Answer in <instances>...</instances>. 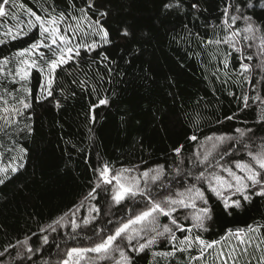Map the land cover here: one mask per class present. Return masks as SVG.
<instances>
[{"label":"snow or ice","instance_id":"obj_1","mask_svg":"<svg viewBox=\"0 0 264 264\" xmlns=\"http://www.w3.org/2000/svg\"><path fill=\"white\" fill-rule=\"evenodd\" d=\"M64 2L63 11L52 8L42 17L30 8L24 9L16 0H0V27L4 28L0 45L30 36L33 30L38 32L26 47L10 55L0 54V185L19 179L25 169L28 149L21 146L19 138L33 129L24 121L31 119L33 102L53 97L57 70L78 57L81 49L93 52L111 42L105 27L110 9L102 2ZM182 3L183 0H162L161 7L171 12L179 10ZM224 3L220 21L223 35L216 34L203 43L223 44L239 53V75L251 84L254 70L264 72V24H257L253 15L247 13H254L257 8L264 12V0ZM69 8L79 15H70ZM22 10L28 14L26 21L20 19ZM9 17L16 21L11 27L7 24ZM239 21L244 22L243 29L238 26ZM121 35L127 37L130 33L124 29ZM253 48L254 55L260 58L255 69L253 64L244 62L253 61L254 55L245 54L246 49ZM231 54L226 52L222 60L225 75ZM107 58L101 53L102 61ZM33 72L40 77L36 93L30 86ZM259 83L264 86V76ZM229 94L235 97V93ZM250 99L264 105L260 94L250 97L242 93L244 108L249 107ZM107 103L106 98L99 100L100 105ZM225 119L232 121L233 116ZM253 123L255 127H236L231 132L207 135L194 126L186 137L191 144L173 147L171 159L166 157L164 163L142 170L138 165L116 168L107 161L98 164L92 169L94 178L89 180L86 194L40 227L39 235L32 233L23 241L18 240L22 250H17L16 257L6 261L9 249H16L17 245L4 246L0 264H35L37 260H42V264H139L149 255L150 264H161V260L168 261L178 253L182 258L187 254L184 264H241V256L244 264L254 260L264 264V240L260 238L264 224L247 225L235 232L228 229L219 240L208 241L202 236L208 232L207 222L215 223L221 217L235 220L248 211L255 198L264 199V109ZM50 237L55 243H50ZM81 240L87 241L88 246H66L68 242L79 245ZM61 242L65 247H61ZM162 244L168 249L158 250ZM46 252L49 258L43 259Z\"/></svg>","mask_w":264,"mask_h":264},{"label":"trees","instance_id":"obj_2","mask_svg":"<svg viewBox=\"0 0 264 264\" xmlns=\"http://www.w3.org/2000/svg\"><path fill=\"white\" fill-rule=\"evenodd\" d=\"M16 2L40 15L52 8L57 12L65 9L64 0ZM99 2L110 9L105 27L111 42L93 52L81 49L78 57L57 70L53 97L33 102L31 119L24 121L33 129L19 138L21 146L28 149L25 169L19 179L0 185V251L8 244L17 245L9 249L6 261L22 250L18 240L32 233L39 235L40 227L86 194L89 180L94 178L92 169L98 164L107 161L116 168L138 165L141 170L153 167L164 163L166 157L171 159L173 147L191 144L186 137L194 126L205 135L255 127L253 122L264 109L260 101L252 99L244 108L241 100L242 93L264 98V86L259 83L264 72L254 70L253 83H245L239 75V53L223 44L203 43L216 34L223 35L220 21L224 0H183L182 7L171 12L162 9V0ZM192 4L198 7L192 8ZM68 13L79 15L71 8ZM247 14L253 15L257 24H264V12L259 8ZM14 23L9 17L8 26ZM238 26L243 29L244 22L239 21ZM124 29L129 36L121 35ZM37 36L33 30L30 36L0 45V54L10 55ZM226 52L232 53L227 57V75L222 63ZM255 52V48L245 50L246 55ZM101 53L108 58L102 61ZM244 62L255 69L260 58L254 55L253 61ZM39 81L33 72L30 86L34 93ZM105 98L108 103L100 105L99 100ZM228 116L233 120L227 121ZM257 224H264V199L260 198L235 220L221 217L215 223L207 222L208 232L202 236L208 241L219 240L228 229L235 232ZM260 238L264 240V234ZM50 243H55L51 237ZM66 246L84 247L88 243L81 240L79 245L68 242ZM61 247H65L63 242ZM159 249L167 250L168 245H159ZM186 256L178 253L168 261L161 260V264H184ZM48 258L44 253L43 259ZM150 261L149 255L139 264ZM240 262L244 264L243 256ZM35 264H42V260Z\"/></svg>","mask_w":264,"mask_h":264},{"label":"rangeland","instance_id":"obj_3","mask_svg":"<svg viewBox=\"0 0 264 264\" xmlns=\"http://www.w3.org/2000/svg\"><path fill=\"white\" fill-rule=\"evenodd\" d=\"M20 14H21V16H20V19L21 20H27L29 17H28V14H27V12L25 11V10H22L21 12H20ZM37 15H40V14H37ZM40 16H45V15H40ZM70 23L72 22V21H69ZM14 24H16V21H15V23ZM9 27H11V26H9ZM3 32H4V28L3 27H0V38H3ZM232 242L233 243H235V240H234V238H233V240H232ZM209 262H211V257H209Z\"/></svg>","mask_w":264,"mask_h":264}]
</instances>
